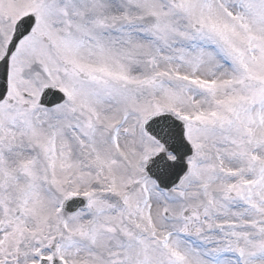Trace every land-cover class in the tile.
I'll list each match as a JSON object with an SVG mask.
<instances>
[{
	"label": "snow or ice",
	"instance_id": "obj_1",
	"mask_svg": "<svg viewBox=\"0 0 264 264\" xmlns=\"http://www.w3.org/2000/svg\"><path fill=\"white\" fill-rule=\"evenodd\" d=\"M0 264H264V0H0Z\"/></svg>",
	"mask_w": 264,
	"mask_h": 264
}]
</instances>
